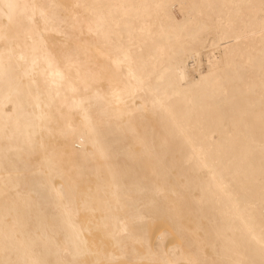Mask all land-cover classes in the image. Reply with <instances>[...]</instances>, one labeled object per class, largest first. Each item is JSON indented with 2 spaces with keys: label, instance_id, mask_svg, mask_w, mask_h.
Masks as SVG:
<instances>
[{
  "label": "bare ground",
  "instance_id": "bare-ground-1",
  "mask_svg": "<svg viewBox=\"0 0 264 264\" xmlns=\"http://www.w3.org/2000/svg\"><path fill=\"white\" fill-rule=\"evenodd\" d=\"M15 2L38 8L0 19V264H91L101 237L121 264H259L261 0ZM45 50L75 92L30 84Z\"/></svg>",
  "mask_w": 264,
  "mask_h": 264
},
{
  "label": "snow or ice",
  "instance_id": "snow-or-ice-1",
  "mask_svg": "<svg viewBox=\"0 0 264 264\" xmlns=\"http://www.w3.org/2000/svg\"><path fill=\"white\" fill-rule=\"evenodd\" d=\"M43 7L44 6H39L41 9L39 11V17L40 19L44 20L45 23H47L48 14L42 10ZM73 7L80 6L75 5ZM37 8L38 6L34 4H20L15 2V0H0V19H6L8 21V25L10 26L17 24L21 18L27 16L29 23L34 25L37 16ZM261 10L262 16H264V0H261ZM262 35H264V22H262ZM20 60L26 65L24 68L25 77L29 79L31 85L37 88L38 93L41 86L49 95L55 93L56 96H59L61 90H70L72 92L76 91V89L73 87L72 77L69 71L64 67V58H60L57 55L45 50L40 54H37L34 51L30 58L26 57L25 55H21ZM113 63L121 68H123L125 63H128L129 74H132L130 70L131 61L126 52L117 51L116 59L113 61ZM37 100L39 101V94L37 95ZM154 227L158 228L160 225L157 224ZM83 232L91 234V229H82V233ZM121 234H128V225L124 222H121L120 224V232L114 233L110 237V239L113 241L114 247L122 246V241L119 239ZM85 243L87 242L85 241ZM95 248L96 250L93 255L97 256L98 258L93 260L91 264H121L122 257H113L109 260H103L99 258L105 254L106 244L104 237H101ZM134 264H143V261H137L134 262ZM149 264H156V262L150 261ZM163 264H168V262H163ZM193 264H198V262H193ZM247 264H256V262H247ZM259 264H264V259H262Z\"/></svg>",
  "mask_w": 264,
  "mask_h": 264
},
{
  "label": "rangeland",
  "instance_id": "rangeland-1",
  "mask_svg": "<svg viewBox=\"0 0 264 264\" xmlns=\"http://www.w3.org/2000/svg\"><path fill=\"white\" fill-rule=\"evenodd\" d=\"M172 11H173V13L177 16V17H179V15H178V12H177V10H176V6H174L173 8H172ZM200 60H201V65H200V70H203V69H205L204 67L206 66V60H205V52H204V50H202V53H201V56H200ZM190 75H191V77H193V78H197L198 76H197V72L196 71H190ZM195 76V77H194Z\"/></svg>",
  "mask_w": 264,
  "mask_h": 264
}]
</instances>
